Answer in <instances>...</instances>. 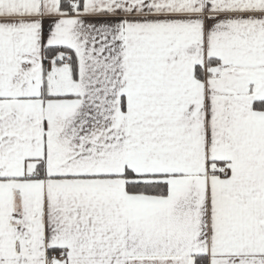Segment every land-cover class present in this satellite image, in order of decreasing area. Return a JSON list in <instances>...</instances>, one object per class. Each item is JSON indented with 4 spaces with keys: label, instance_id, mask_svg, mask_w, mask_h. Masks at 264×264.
Listing matches in <instances>:
<instances>
[{
    "label": "snow or ice",
    "instance_id": "snow-or-ice-1",
    "mask_svg": "<svg viewBox=\"0 0 264 264\" xmlns=\"http://www.w3.org/2000/svg\"><path fill=\"white\" fill-rule=\"evenodd\" d=\"M0 264H264V0H0Z\"/></svg>",
    "mask_w": 264,
    "mask_h": 264
}]
</instances>
